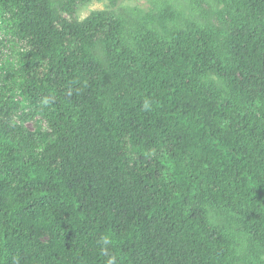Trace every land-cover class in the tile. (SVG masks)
I'll list each match as a JSON object with an SVG mask.
<instances>
[{"label":"trees","instance_id":"obj_1","mask_svg":"<svg viewBox=\"0 0 264 264\" xmlns=\"http://www.w3.org/2000/svg\"><path fill=\"white\" fill-rule=\"evenodd\" d=\"M119 1L0 0V264H264V0Z\"/></svg>","mask_w":264,"mask_h":264},{"label":"rangeland","instance_id":"obj_2","mask_svg":"<svg viewBox=\"0 0 264 264\" xmlns=\"http://www.w3.org/2000/svg\"><path fill=\"white\" fill-rule=\"evenodd\" d=\"M173 3H177V6L181 5L182 7L186 6L185 0H171ZM106 7L105 2H92L91 4L87 5L86 7H80L77 11V19L79 21L84 20L86 17L90 15L92 12L96 11H102ZM126 9H138L140 11H149L152 9L151 1L150 0H120L119 3L117 4L116 11H122ZM3 17H0V21H2ZM12 40V36L10 34V31L8 32L7 30L4 29L3 26L0 27V78L3 79L4 77V69L3 66L8 65V61L10 59L12 50L10 47V41ZM0 79V80H1ZM5 80V79H4ZM3 82V81H2ZM8 82V81H7ZM4 84L7 85L6 82ZM4 94L6 97L9 95L14 96L15 101H21V96L19 92H16V89L11 91H4ZM21 112H17V114H14L13 120L15 122L19 121ZM23 126L26 128L28 131H36L37 129L45 130L46 124L43 120H41L39 117L32 121L25 122Z\"/></svg>","mask_w":264,"mask_h":264},{"label":"clouds","instance_id":"obj_3","mask_svg":"<svg viewBox=\"0 0 264 264\" xmlns=\"http://www.w3.org/2000/svg\"><path fill=\"white\" fill-rule=\"evenodd\" d=\"M143 107L147 110L149 108V104L147 102H145ZM108 243H109V240L107 238H104L103 239V244L107 245ZM107 264H116L115 257L109 256V258L107 260Z\"/></svg>","mask_w":264,"mask_h":264}]
</instances>
